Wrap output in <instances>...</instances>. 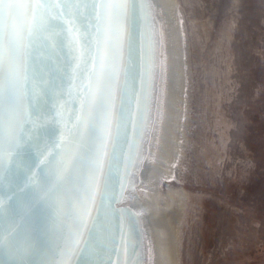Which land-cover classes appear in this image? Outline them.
<instances>
[{"label": "water", "instance_id": "1", "mask_svg": "<svg viewBox=\"0 0 264 264\" xmlns=\"http://www.w3.org/2000/svg\"><path fill=\"white\" fill-rule=\"evenodd\" d=\"M156 0H0V264H150Z\"/></svg>", "mask_w": 264, "mask_h": 264}, {"label": "rangeland", "instance_id": "2", "mask_svg": "<svg viewBox=\"0 0 264 264\" xmlns=\"http://www.w3.org/2000/svg\"><path fill=\"white\" fill-rule=\"evenodd\" d=\"M176 1L191 120L159 181L190 193L174 264H264V0ZM163 30L166 101L176 90ZM149 197L151 209L163 194Z\"/></svg>", "mask_w": 264, "mask_h": 264}, {"label": "bare ground", "instance_id": "3", "mask_svg": "<svg viewBox=\"0 0 264 264\" xmlns=\"http://www.w3.org/2000/svg\"><path fill=\"white\" fill-rule=\"evenodd\" d=\"M156 2L158 4L162 29L163 26H166L169 32V50L172 53V57H174L171 58L170 65L166 67L169 75L168 90L172 92V88L175 85L176 93H168L167 100H164L165 63L161 83L162 95L159 104V119L156 123L150 159L141 174L142 184L140 188L144 186L147 197H140L137 205L143 210L150 239V264H174V235L178 241V236L180 237L184 227L183 221L187 215L190 193L181 187L176 188L171 185L167 188H161L159 181L162 180L163 174L171 168L173 169L172 163H169L167 167H164V164L172 160L176 149L180 148L182 143L181 137L184 135L182 129L184 128L183 132H186L185 128H188L187 121L191 120L189 115L190 95L188 99L187 96H180L183 88L185 90L190 86L191 72L190 69L188 70V67L184 68L182 64V39L184 38L181 36L182 33L180 31L181 22L180 13L177 9V1L156 0ZM165 33L167 32L165 31ZM163 35H165L164 30ZM174 67L178 68L179 71L172 70ZM182 68L183 71H180ZM187 77L189 78L187 79ZM185 119L186 122L184 121ZM158 193L163 194V197L159 199L155 198ZM150 195L155 198L156 205V207L154 206L151 209H149L148 203Z\"/></svg>", "mask_w": 264, "mask_h": 264}]
</instances>
